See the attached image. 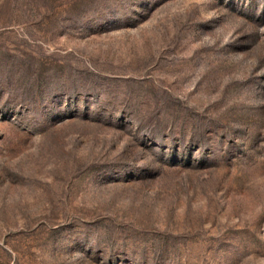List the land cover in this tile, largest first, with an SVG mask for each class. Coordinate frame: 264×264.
Returning <instances> with one entry per match:
<instances>
[{
    "label": "rangeland",
    "instance_id": "374dc122",
    "mask_svg": "<svg viewBox=\"0 0 264 264\" xmlns=\"http://www.w3.org/2000/svg\"><path fill=\"white\" fill-rule=\"evenodd\" d=\"M0 264H264V0H0Z\"/></svg>",
    "mask_w": 264,
    "mask_h": 264
}]
</instances>
